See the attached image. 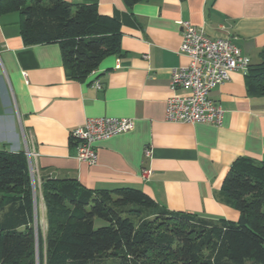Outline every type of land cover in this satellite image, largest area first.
Masks as SVG:
<instances>
[{"label":"crops","instance_id":"crops-1","mask_svg":"<svg viewBox=\"0 0 264 264\" xmlns=\"http://www.w3.org/2000/svg\"><path fill=\"white\" fill-rule=\"evenodd\" d=\"M61 1L94 5L115 20L120 53L73 80L58 44L26 46L18 12L0 10V150L33 154L40 230L44 178L74 181L90 192L138 190L161 211L237 222L221 186L236 159L264 160V98L247 94L246 73L232 72L210 94L224 111L219 126L168 122L165 102L172 70L189 64L179 52L178 22L211 40L230 37L257 64L264 50V0H147L130 9L122 0ZM5 5L0 0L1 9ZM102 117L131 119L133 129L96 142L95 165L79 162L70 134L86 119ZM144 171H150L147 179Z\"/></svg>","mask_w":264,"mask_h":264},{"label":"trees","instance_id":"trees-1","mask_svg":"<svg viewBox=\"0 0 264 264\" xmlns=\"http://www.w3.org/2000/svg\"><path fill=\"white\" fill-rule=\"evenodd\" d=\"M16 11L26 46L58 44L67 75L81 81L120 53V25L94 5L2 0ZM130 9L147 0H122ZM245 74L247 94L264 98V50ZM24 153L0 150V264H42L43 241ZM45 264H264V160L236 159L221 191L237 222L158 209L133 189L90 192L44 178Z\"/></svg>","mask_w":264,"mask_h":264},{"label":"built area","instance_id":"built-area-1","mask_svg":"<svg viewBox=\"0 0 264 264\" xmlns=\"http://www.w3.org/2000/svg\"><path fill=\"white\" fill-rule=\"evenodd\" d=\"M182 31L179 52L185 55L189 64L175 68L171 72V96L165 102V120L185 124L208 123L221 125L224 111L210 97L211 92L229 79L232 72L246 73L251 61L233 43L230 37L209 39L188 22L180 21ZM94 73V71L92 72ZM24 77L25 74H24ZM96 88H100L95 82ZM185 95H177V91ZM133 129V120L116 118L86 119L82 126L76 128L70 138L77 144L76 159L93 166L97 162L94 144L110 139ZM145 156L150 150L144 151ZM33 154L26 152L29 176L32 184L35 172L31 164ZM150 171H144L147 179Z\"/></svg>","mask_w":264,"mask_h":264},{"label":"rangeland","instance_id":"rangeland-1","mask_svg":"<svg viewBox=\"0 0 264 264\" xmlns=\"http://www.w3.org/2000/svg\"><path fill=\"white\" fill-rule=\"evenodd\" d=\"M40 213H41V209H39ZM44 218V223L41 222V227H42V231H41V236H42V241H43V249H42V254H41V258H42V264H45V246H44V239H45V233H46V219ZM45 224V225H44ZM39 262V257L37 258L36 263L38 264ZM110 262H107L106 264H109Z\"/></svg>","mask_w":264,"mask_h":264},{"label":"water","instance_id":"water-1","mask_svg":"<svg viewBox=\"0 0 264 264\" xmlns=\"http://www.w3.org/2000/svg\"><path fill=\"white\" fill-rule=\"evenodd\" d=\"M33 198H34V206H35V191H34V189H33ZM35 212H36V208H35ZM37 258H38V252H37V237H36V261H37Z\"/></svg>","mask_w":264,"mask_h":264}]
</instances>
